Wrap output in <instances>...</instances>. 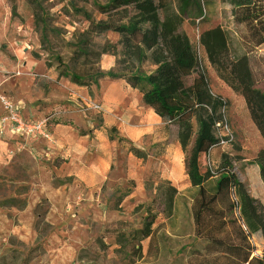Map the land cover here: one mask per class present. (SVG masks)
<instances>
[{
	"label": "rangeland",
	"instance_id": "1",
	"mask_svg": "<svg viewBox=\"0 0 264 264\" xmlns=\"http://www.w3.org/2000/svg\"><path fill=\"white\" fill-rule=\"evenodd\" d=\"M33 1L46 19V36L35 28L34 8L28 0H0V114L1 99L8 97L26 118L53 116L54 123L67 124L72 122L61 113L74 104L78 122L95 121V127L105 128L96 105L77 96L72 101L58 96L71 90L59 83L56 59L60 55L69 70L90 64L104 71L115 67L111 53L120 35H96L94 27L104 17L95 1L105 0ZM169 1L184 9L182 29L196 44L209 81L210 91L202 98L206 114L216 95L225 103L211 138L194 141L201 171L216 173L231 167L264 209V180L256 163L264 151V137L236 87L230 66L216 69L199 42L203 30L222 26L231 31L232 47H237L241 28L233 21V10L241 0H156L160 6ZM82 39L96 46L81 44ZM79 44L86 54L79 55ZM104 47L109 49L103 52ZM224 58L231 61L232 50ZM257 78L258 86L264 87L262 73ZM76 129L85 132L83 127ZM176 131L177 125H172L165 142L140 148L148 154L146 158L129 152L127 139H109L113 155L107 180L99 185L67 174L69 158L55 137L52 142L38 141L32 150L16 149L0 137V264H188L191 249L202 248L203 239L194 237L191 207L196 188L186 172L181 146L180 155L174 151ZM171 176L179 179L175 184L179 190L176 226L171 227L160 215L155 226L166 224L155 234L152 253L148 252L150 238L142 242L141 251L121 248L120 233L129 236L143 226L148 206L157 207L156 187ZM254 244L255 254L264 255V242Z\"/></svg>",
	"mask_w": 264,
	"mask_h": 264
},
{
	"label": "trees",
	"instance_id": "2",
	"mask_svg": "<svg viewBox=\"0 0 264 264\" xmlns=\"http://www.w3.org/2000/svg\"><path fill=\"white\" fill-rule=\"evenodd\" d=\"M28 1L34 8L35 28L46 36V19L35 1ZM95 5L104 16L94 22L96 35L108 32L120 35L111 53L115 56V67L104 71L90 64L69 70L63 58L57 55L58 78L68 77L73 83L87 87L90 94L92 87L99 88L100 80L105 77L122 79L140 91L143 101L162 118L168 129L170 125H177L176 139L185 153L186 172L196 188L191 207L194 237L207 240L203 250L191 253L188 264H264V255L255 254L254 244V241L264 242L262 205L231 167L203 173L199 156L193 150L196 139L211 138L225 103L216 95L206 114L202 98L209 93L210 85L200 65L197 46L182 29L184 9H177L170 1L160 6L156 0H105L95 1ZM233 21L241 28L237 33V47H232L231 31L222 26L203 30L199 42L216 69L230 66L236 87L264 137V87L258 86L257 78L258 73H262L264 79V0H241L233 10ZM80 43L96 46L88 39ZM107 49L104 47L103 52ZM230 50L231 61L224 58ZM78 51L79 55L87 53L80 44ZM115 134H118L117 128L111 127L110 140H125ZM128 151L139 158L148 156L132 143ZM256 163L264 180V151L258 154ZM178 197V188L170 180H163L156 187L154 203L157 207L154 208L153 203L148 206L141 228L133 230L129 236L120 233V247L141 251L142 242L150 238L148 252L152 253L155 234L166 224L155 226L157 218L162 215L171 227L176 226Z\"/></svg>",
	"mask_w": 264,
	"mask_h": 264
},
{
	"label": "crops",
	"instance_id": "3",
	"mask_svg": "<svg viewBox=\"0 0 264 264\" xmlns=\"http://www.w3.org/2000/svg\"><path fill=\"white\" fill-rule=\"evenodd\" d=\"M59 83L71 90L68 94L58 95L61 96V100H77V96L88 105L101 107L99 112L105 126L101 130L95 127V121H83L84 124L78 122L74 104L61 113L63 118L69 119L73 124L57 122L53 123L52 127L56 143L66 149L65 154L69 158L65 163L67 174L77 177L86 184L99 185L107 180L109 163L113 155L109 144L111 141L107 137L108 128L116 127L120 136L142 149L168 139L167 124L143 101L140 91L130 87L124 80L105 77L100 80L99 88L96 86L92 88V94L87 87L73 83L65 77L59 78ZM49 96L53 94L50 93ZM77 127H83L85 134L79 133ZM179 147L177 142L174 150L177 155H180ZM168 180L173 182V185L179 183L178 177L171 176ZM138 186L140 187L139 183ZM206 244L207 240L203 239V247L194 246L191 251L203 250Z\"/></svg>",
	"mask_w": 264,
	"mask_h": 264
},
{
	"label": "built area",
	"instance_id": "4",
	"mask_svg": "<svg viewBox=\"0 0 264 264\" xmlns=\"http://www.w3.org/2000/svg\"><path fill=\"white\" fill-rule=\"evenodd\" d=\"M0 114V137H6L16 149H35L38 141L54 140L53 116L29 119L23 116L20 107L8 97L2 99ZM97 108H101L96 105ZM16 146V147H15Z\"/></svg>",
	"mask_w": 264,
	"mask_h": 264
}]
</instances>
